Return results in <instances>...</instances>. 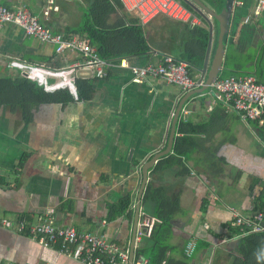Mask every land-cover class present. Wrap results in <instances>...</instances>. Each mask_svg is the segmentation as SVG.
<instances>
[{"label": "crops", "instance_id": "crops-1", "mask_svg": "<svg viewBox=\"0 0 264 264\" xmlns=\"http://www.w3.org/2000/svg\"><path fill=\"white\" fill-rule=\"evenodd\" d=\"M0 3L8 7L25 4L46 27L64 37L68 28L79 27L87 18L96 16L119 23L125 19L121 17L122 9L128 11L116 0ZM249 8L234 9L230 31L223 39L224 64L217 79L252 73L264 83V10L246 21L252 10ZM128 13L139 18L134 12ZM148 22L158 30L156 38L167 44L179 46L188 37L179 21L165 15ZM214 29L206 71L205 64L201 69L194 68L195 77L203 81L218 45L219 31ZM74 36L78 35L69 38ZM83 58L73 51L58 53L54 44L40 42L14 22L0 24V79L21 83L26 71L15 62L62 68ZM134 61L132 64L142 65L147 60L137 57ZM114 69L110 77L96 80L92 100L35 104L29 108V120L23 117L19 89L4 87L0 96V217L38 221L51 214L58 225L103 233L130 253L142 166L168 147L176 110L183 102L175 122L172 149L161 158L175 152V138L182 135L177 130L182 119L196 128L189 134L197 145L182 156L190 171L179 175V165L155 170L158 161L149 169L148 181L154 187L163 186L169 194L180 192L181 208L172 218L166 241L172 248L166 255L171 264H177L186 258L184 246L194 238L197 248L193 256L187 257L188 264H233L232 257L239 253L244 233L234 225L231 207L244 217L256 212V196L264 191V129L242 119L231 104L217 100L212 86L190 95L194 89L184 91L159 78L136 83L126 69ZM26 152L29 156L24 162ZM209 165L218 171L223 169L222 175L209 178ZM254 181L256 188L251 194L249 186ZM144 193L139 223L149 219L153 227L159 221L155 216L157 203L145 201ZM127 196L132 201L127 213L132 211V217L124 214L109 218L113 203ZM149 235L137 237L135 243L136 250L139 243L146 241L148 258H143L147 260L152 254V244L146 240ZM0 264L80 261L0 225Z\"/></svg>", "mask_w": 264, "mask_h": 264}, {"label": "built area", "instance_id": "built-area-1", "mask_svg": "<svg viewBox=\"0 0 264 264\" xmlns=\"http://www.w3.org/2000/svg\"><path fill=\"white\" fill-rule=\"evenodd\" d=\"M125 8L137 14L142 23H147L157 15H165L174 20L200 25V15L191 10L182 0H120ZM250 6L246 21L257 17L264 10V0H234L233 8L240 9ZM14 22L24 31L34 36L40 42H50L56 46L58 53L73 51L83 55L82 61H75L62 68H50L43 64L27 65L15 62L14 65L26 71L27 77L44 85L46 90L70 89L77 98L75 77L79 71L86 77L104 78L110 69H126L131 80L142 83L151 79H162L169 84L179 86L184 91L201 87L202 77L191 76L188 63L178 60L171 54H164L158 63L134 65L126 57L118 60L101 58L97 48L79 36L71 38L46 27L39 17L31 12L25 4L8 7L0 3V24ZM49 78L55 79L54 83ZM217 100L231 104L242 119L254 121L259 128L264 129V83L252 74L231 75L216 79L212 85ZM233 211L234 225L245 234L264 230V213L257 212L244 217L235 207ZM51 214L44 215L38 221L20 217H0V225L22 235H29L43 247L57 248L60 253H67L80 261V264H127L130 253L127 247H122L116 241L109 240L100 232L85 231L72 225H58ZM152 221L143 219L137 229V237L150 234ZM197 248L194 238L184 246V255L191 257ZM133 264H148L146 258L134 261ZM162 264H165L163 262Z\"/></svg>", "mask_w": 264, "mask_h": 264}, {"label": "trees", "instance_id": "trees-1", "mask_svg": "<svg viewBox=\"0 0 264 264\" xmlns=\"http://www.w3.org/2000/svg\"><path fill=\"white\" fill-rule=\"evenodd\" d=\"M116 1H118V4L120 3L119 0ZM203 1L216 12H221L227 2V0ZM183 2L191 10L195 11L188 3L185 1ZM119 6H122V4L120 3ZM121 17L125 19L123 22L120 21L119 23L115 19L108 22L105 18L101 19L96 16H93L92 19L87 18L79 27L68 28L65 36L69 38L72 35H78L86 38L91 45L97 48L101 58L109 61L126 57L132 64V62H135V58L141 57L145 58V61L147 60L146 63L142 64L145 65L148 63H158L164 54H171L178 60L186 61L189 65L188 72L194 77V68L201 69L204 66L209 40V28L207 24L191 25L179 21L184 26L183 28L186 29L188 37L182 41V44L180 43L179 46H176L173 42L167 44V42H164V39H157L156 33L158 30L152 26V22L144 24L138 17L123 9L121 11ZM203 21H205L204 18ZM215 22L218 24L216 19ZM218 31L219 24L217 32ZM154 50H157L155 54ZM166 50H169V52H166ZM115 70L114 68L110 69L108 75L104 78L110 77ZM231 75L236 74H230L228 76ZM97 79V77H86L78 73L74 81L78 95L77 98H75L70 89L48 91L44 89V85L26 76L21 77V83H16V81L11 78L4 80L0 79V96L4 92L5 86L8 87L10 85L11 88L17 87L21 92L20 96L23 99L22 104L24 103L22 111L23 117L29 120L31 117L29 108L35 104H67L76 100H92L96 93ZM17 89L13 90L16 92ZM188 124L189 123H185L182 119L179 121L177 130L181 132L182 135L176 136L175 138V152L172 155L159 159L154 167L155 170H161L171 165H179L181 167H179L178 170L179 175L187 174V172L190 171L189 166L183 162L182 156H186L197 144L192 133L189 134L190 131L196 128H191ZM28 156L29 153L26 152L24 154V162L27 160ZM23 161L22 163H24ZM220 171H218L216 166L209 165L206 169V174L209 178L215 179L222 175L223 169ZM255 188L256 182L254 181L249 186L251 194H254ZM166 190L167 189L163 186L154 187L152 182L148 181L143 197L145 201L153 200L157 203L155 216L156 219H159L158 222L154 223L149 237L146 238L147 243L149 242L148 244H152V254L149 256L148 264H162L163 262H165V264H171L170 258L166 255V252L172 247L169 246L166 241L172 228V218L179 212L181 201L180 192L169 194ZM256 198H258L257 200L259 202L255 213H264V191L261 192L259 196H256ZM131 204L132 201L130 197L121 198L110 207V215L108 217L113 219L126 214L131 218L132 211L127 213ZM23 219L33 220L27 217ZM241 238L238 249L239 253L232 257L233 264H264V231L248 232V230H245V234ZM145 242L146 241L143 240V242L139 243L137 246L135 250L136 260L147 257L148 245ZM186 259L187 257L179 260L177 264H188ZM105 264L108 263L106 262Z\"/></svg>", "mask_w": 264, "mask_h": 264}, {"label": "water", "instance_id": "water-1", "mask_svg": "<svg viewBox=\"0 0 264 264\" xmlns=\"http://www.w3.org/2000/svg\"><path fill=\"white\" fill-rule=\"evenodd\" d=\"M186 3H188L191 7H193L196 11H198L203 17L206 18V20L209 23V40H208V47L206 50L205 60H204V69L205 72L208 65V58L209 53L211 49L212 39H213V22L210 19V16L218 21L219 24V34H218V45L214 54V57L210 63L207 77L203 85L201 87L194 89L190 95L194 93H199L207 89L212 85V83L218 78L219 72L223 67V61H224V54H225V44H224V37L229 33L230 31V25L232 22L233 17V3L234 0H227L226 6L223 8L221 12H216L214 9L209 7L203 0H183ZM27 73L25 72V75ZM183 102L179 104L176 110V115L174 118L173 128L171 129L170 134V140L168 143V147L164 151H160L156 153L153 157H151L148 161H146L142 166V183L141 187L138 193L137 202L135 205V213H134V222H133V228H132V243H131V251H130V264L133 263L134 256H135V243L137 238V229H138V223L140 218V209H141V199L144 193V190L146 188V185L148 183L149 178V169L153 167V165L161 158V156H164L165 154L169 153L172 149L173 145V139L175 134V122L177 120V117L179 116L180 111L182 110Z\"/></svg>", "mask_w": 264, "mask_h": 264}, {"label": "clouds", "instance_id": "clouds-1", "mask_svg": "<svg viewBox=\"0 0 264 264\" xmlns=\"http://www.w3.org/2000/svg\"><path fill=\"white\" fill-rule=\"evenodd\" d=\"M183 1V0H182ZM193 8V7H192ZM194 9V8H193ZM195 10V9H194ZM196 11V10H195ZM199 15H200V17H201V20H202V24H200V25H205V24H207V26H208V28H209V23H208V21L206 20V18L205 17H203L198 11H196ZM234 8H233V17H232V20H233V18H234ZM203 18L205 19V21H203ZM210 19L212 20H214L215 21V19L214 18H212L211 16H210ZM213 22V21H212ZM184 23V22H183ZM218 34H219V32H218ZM26 77H27V75H25ZM53 79V78H52ZM260 81V80H259ZM55 81H52L51 83H54ZM205 82V81H204ZM43 85V84H42ZM45 89V88H44ZM46 90V89H45ZM56 90V89H55ZM48 91H53V90H48ZM71 91V90H70ZM72 92V91H71ZM76 93H77V91H76ZM75 96V95H74ZM78 96V95H77ZM76 98V97H75Z\"/></svg>", "mask_w": 264, "mask_h": 264}, {"label": "rangeland", "instance_id": "rangeland-1", "mask_svg": "<svg viewBox=\"0 0 264 264\" xmlns=\"http://www.w3.org/2000/svg\"><path fill=\"white\" fill-rule=\"evenodd\" d=\"M214 22V32H216L218 30V24L213 20ZM55 81V79L49 78V82Z\"/></svg>", "mask_w": 264, "mask_h": 264}]
</instances>
